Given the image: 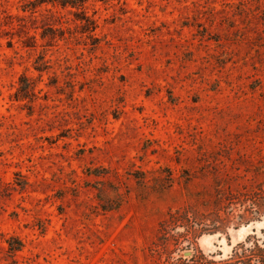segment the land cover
<instances>
[{"label":"rangeland","instance_id":"obj_1","mask_svg":"<svg viewBox=\"0 0 264 264\" xmlns=\"http://www.w3.org/2000/svg\"><path fill=\"white\" fill-rule=\"evenodd\" d=\"M57 1L0 0V264H264V0Z\"/></svg>","mask_w":264,"mask_h":264},{"label":"trees","instance_id":"obj_2","mask_svg":"<svg viewBox=\"0 0 264 264\" xmlns=\"http://www.w3.org/2000/svg\"><path fill=\"white\" fill-rule=\"evenodd\" d=\"M57 3L60 5H63L68 2L58 0ZM37 71L42 72L43 70L41 68H37ZM34 86H35V83L31 81V78H29L26 75H22L21 77H19V86L13 95L14 99L22 100V101H26L27 99L31 100V97L33 96ZM96 197H97L100 207L103 210L116 209L119 207V204L121 201L120 194L118 193L117 189L113 186L111 188L110 194H107V191H104L98 188ZM22 247H23V244L17 236H10L6 240V252L8 256L10 257L9 264H18L14 257H15L16 252L20 251Z\"/></svg>","mask_w":264,"mask_h":264}]
</instances>
